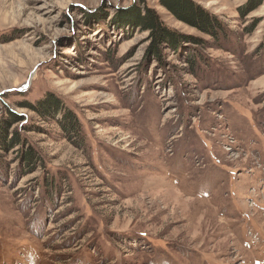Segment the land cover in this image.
<instances>
[{"label": "rangeland", "instance_id": "374dc122", "mask_svg": "<svg viewBox=\"0 0 264 264\" xmlns=\"http://www.w3.org/2000/svg\"><path fill=\"white\" fill-rule=\"evenodd\" d=\"M249 1L191 0L215 40L158 0H0V133L20 142L0 147V264H264V0L242 16ZM146 9L180 39L160 63L129 25Z\"/></svg>", "mask_w": 264, "mask_h": 264}, {"label": "trees", "instance_id": "16d2710c", "mask_svg": "<svg viewBox=\"0 0 264 264\" xmlns=\"http://www.w3.org/2000/svg\"><path fill=\"white\" fill-rule=\"evenodd\" d=\"M158 2L163 8L171 13L176 20L196 29L205 36L216 40L219 38V35L224 34L222 26L215 20V18L208 15L202 8L191 2V0H158ZM250 4H252L251 7ZM259 5V0H250L249 3L244 8H242L241 11H245L242 13V16H246ZM129 25H134L142 32L148 33V53L158 63L161 62V49L164 47V45L168 46L173 51H177L180 39L165 28L158 16L152 10L146 9L142 15L139 13L136 14V16H134L133 22H131ZM194 44L198 45L200 42H195ZM187 63L192 69L191 71L196 68L193 56H188ZM51 100L55 102L54 99ZM37 107H32V109H35L36 111L39 110V113L42 114V116H53L54 113L57 112V110L55 111L54 109L55 112H52L51 114V107L46 101L37 103ZM11 117L12 118L10 121L16 120L15 116ZM67 121H69V130L67 131L71 132V134H75V119L71 116V119ZM5 130H7V128L2 129V133H0V147L3 149L7 146L11 147L14 145H19L20 142L18 141V137L16 135L13 136L11 140H7L5 137ZM21 159H23V163L28 169L34 168L37 162L34 153H32L30 150L29 153L22 156Z\"/></svg>", "mask_w": 264, "mask_h": 264}]
</instances>
